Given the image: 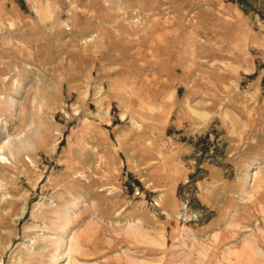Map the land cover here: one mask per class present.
<instances>
[{
    "label": "rangeland",
    "instance_id": "rangeland-1",
    "mask_svg": "<svg viewBox=\"0 0 264 264\" xmlns=\"http://www.w3.org/2000/svg\"><path fill=\"white\" fill-rule=\"evenodd\" d=\"M0 264H264V0H0Z\"/></svg>",
    "mask_w": 264,
    "mask_h": 264
}]
</instances>
